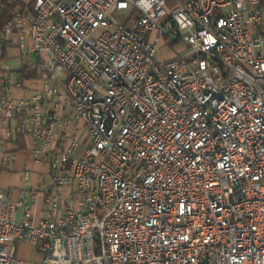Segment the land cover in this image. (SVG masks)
<instances>
[{
    "label": "built area",
    "instance_id": "built-area-1",
    "mask_svg": "<svg viewBox=\"0 0 264 264\" xmlns=\"http://www.w3.org/2000/svg\"><path fill=\"white\" fill-rule=\"evenodd\" d=\"M6 1L40 85L0 75V141L48 184L14 197L0 150V264H264L263 0ZM162 37L187 53L157 60Z\"/></svg>",
    "mask_w": 264,
    "mask_h": 264
},
{
    "label": "crops",
    "instance_id": "crops-1",
    "mask_svg": "<svg viewBox=\"0 0 264 264\" xmlns=\"http://www.w3.org/2000/svg\"><path fill=\"white\" fill-rule=\"evenodd\" d=\"M173 1L174 0H169L170 3H172ZM262 29L264 31V22L262 25ZM174 43L175 42L171 41L170 38L167 39V37H162L161 41L158 43V47H157L158 53L155 58L157 60H167L187 53V48L184 46H182L184 48H179V50L181 49L185 50L184 52H182V54L179 53V50H177V48L173 49ZM9 44L14 45L16 47L14 38L11 39ZM10 54L11 53L9 52V55ZM19 65H20V58L18 57V55L16 58H10L9 60H5L1 63V67L3 69L6 68L9 71H11V73L8 74V76H12V77L16 76L17 72L15 70L19 67ZM21 82L22 84L19 88L11 87L10 94L12 96L14 97L27 96L31 92L38 89L40 85V79L38 76L35 79L21 81ZM36 83L38 84L36 87H34ZM7 127H9L10 129L14 128L15 122L14 121L0 122V138ZM16 135L14 140L10 142L0 141V150H5L15 155V160L12 163H8L1 174V185L3 187L9 188L14 197L16 196L17 191L23 188L24 186L23 174L26 171L29 173L32 187H40L48 184V180L44 172L45 170L44 167L33 162L32 156L28 151L27 140L23 137L22 141L17 142V140H15ZM21 212L22 209L19 208L16 213V219L20 218ZM32 212L35 219H40L43 216V207L41 201H38L37 204L32 208ZM19 244L20 245L24 244V246H27L28 249H30L32 253H34L32 256H28V254L26 256L19 255L20 258L29 261H39L42 258L43 254L37 249L36 246L23 242H19ZM16 249H17V244H16Z\"/></svg>",
    "mask_w": 264,
    "mask_h": 264
},
{
    "label": "trees",
    "instance_id": "trees-1",
    "mask_svg": "<svg viewBox=\"0 0 264 264\" xmlns=\"http://www.w3.org/2000/svg\"><path fill=\"white\" fill-rule=\"evenodd\" d=\"M13 8V5L7 4V1L5 0L0 5V36H1V29L2 26L10 19L9 11ZM6 43L0 42V62L5 61L6 59ZM18 74V77L21 81L31 80L35 79L37 77V71L36 68L30 69L27 67V65L21 64L16 70ZM5 72V70L0 65V73ZM7 72L11 73V71L7 70ZM23 135L21 133L16 135L17 142L22 141Z\"/></svg>",
    "mask_w": 264,
    "mask_h": 264
},
{
    "label": "rangeland",
    "instance_id": "rangeland-1",
    "mask_svg": "<svg viewBox=\"0 0 264 264\" xmlns=\"http://www.w3.org/2000/svg\"><path fill=\"white\" fill-rule=\"evenodd\" d=\"M263 10H262V17H263V20H264V3H263V8H262ZM113 16L115 17V18H117V19H119V18H121L122 17V15L120 14V13H115V14H113ZM264 22V21H263ZM168 39V38H167ZM9 44V43H8ZM8 44H6V59L5 60H9L10 58H16L17 57V55H18V57L20 58V65L21 64H24L25 63V65H27V67L28 68H30V69H33V68H36V71H37V76H39V74H40V72H39V68L37 67V66H33V65H30V64H27V62H25L24 61V57L21 55V53L18 51V49H17V47H15L14 45H8ZM183 45L182 44H180V43H177V42H175L174 43V47H173V49H176L177 48V50H179V48H184V47H182ZM12 48H14V49H12ZM7 49H8V51H7ZM158 49V48H157ZM157 49H156V52H155V57L157 56V53H158V51H157ZM16 51V52H15ZM185 50H183V49H181V50H179V53L180 54H182V52H184ZM9 52L11 53L10 55H9ZM22 60V61H21ZM3 61H1L0 62V65H1V63H2ZM19 65V66H20ZM5 70V72H1L0 73V75H8V74H10L9 72H7V70L8 69H4ZM39 83V82H38ZM38 83H36L35 85H34V87H36L37 86V84ZM16 254L19 256H26L27 254H28V256H32L34 253H32V251L30 250V249H28V247L27 246H24V244L23 245H20L19 243H17V249H16ZM34 257V256H33Z\"/></svg>",
    "mask_w": 264,
    "mask_h": 264
}]
</instances>
